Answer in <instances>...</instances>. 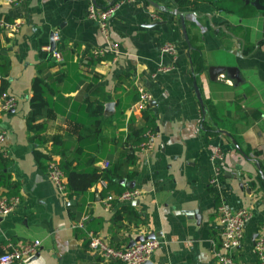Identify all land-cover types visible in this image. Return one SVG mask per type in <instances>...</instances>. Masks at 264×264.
Instances as JSON below:
<instances>
[{"label":"crops","instance_id":"crops-1","mask_svg":"<svg viewBox=\"0 0 264 264\" xmlns=\"http://www.w3.org/2000/svg\"><path fill=\"white\" fill-rule=\"evenodd\" d=\"M91 1L100 6L122 1L107 36L88 16ZM254 7L241 16L209 2L184 10L174 0H0V19L22 20L18 30L0 27V84L7 78L6 91L16 98L7 110L0 104V131H6L0 146V197H21L12 211L0 213V254L11 243L39 239L34 255L11 264H121L92 250L89 234L128 246L134 237L154 232L162 240L151 257L154 264H222L214 251L222 238L218 206L227 201L252 211L234 252L236 263L261 264L255 243L264 239V9ZM175 8L185 11L192 46L201 49L200 70ZM110 41L119 43L116 59L107 49L104 55L93 54ZM167 42L175 44V55L162 50ZM55 49L62 59L53 55ZM212 65L233 66L235 72L211 75ZM38 75L47 81L56 111L54 118L37 120L45 123L42 149H52L53 135L63 136V150L78 170H101L106 160L115 161L134 147L128 142L131 122L141 124L145 111L151 114L156 122L149 130L151 146H137L136 161L125 165L119 179L127 188L121 179L134 181L142 190L138 197L107 207L109 192L103 193L107 186L100 181L71 194L38 165L27 122ZM136 78L152 93L143 110L133 107ZM90 102L103 104L100 131L69 133V122L93 124ZM217 147L225 150L221 162L213 157ZM52 156L61 159V153ZM91 156L95 161L89 164ZM217 166L218 184L211 181ZM124 205L133 212L125 211L116 221Z\"/></svg>","mask_w":264,"mask_h":264},{"label":"built area","instance_id":"built-area-1","mask_svg":"<svg viewBox=\"0 0 264 264\" xmlns=\"http://www.w3.org/2000/svg\"><path fill=\"white\" fill-rule=\"evenodd\" d=\"M12 3H17L19 0H7ZM122 1L110 4L108 6H100L95 1H91L88 6V16L95 20L102 33L106 36L109 35V21L112 15L115 13ZM152 16L156 19H160L159 13H152ZM22 20L15 19L13 21L5 18L0 19V27L5 29L18 30L21 26ZM110 50L114 53V59L117 58L119 53V43L110 41L107 48L95 47L93 54L95 56L104 55L106 50ZM162 50L171 54H176L177 48L174 43L167 42L163 45ZM53 55L62 59V53L59 50H53ZM172 66H161L159 70L168 71ZM136 89L138 91V99L134 103L133 107L138 109H145L152 98V93L146 87V85L136 78ZM1 108L7 110L16 104V98L8 91L2 93ZM149 139L142 142L141 147L151 146L152 132L146 133ZM6 131H0V146L5 140ZM213 157L221 162L225 157V150L222 147H217ZM110 164L109 160L105 161V166ZM220 164V163H219ZM50 179L62 190L66 191L67 184L65 180V173L60 167L57 158H52L48 164L47 169ZM215 176L211 179L212 182L218 184L220 175V166H217L214 172ZM101 186L106 187L108 182L102 178L99 180ZM142 190L136 187L126 188L122 192L116 194L109 192L105 197V205L110 207L113 201L126 202L138 197ZM21 201L20 195L13 194L9 196L0 197V213H8L12 211ZM252 216V211L246 206H233L227 201H222L218 206V219L222 232V238L220 246L215 249L214 255L222 264H237L234 258L235 250L241 245L242 239L245 234L246 226ZM84 223L81 222L80 225ZM162 240L159 237H149L143 240H138L132 246H116L109 243L105 238L96 234L90 233L88 238L89 247L97 251L101 257L110 261H117L121 264H141L145 260L151 259L155 250L160 246ZM41 245L39 239L26 241L22 244H9L6 245L3 252L0 254L1 264H11L16 260L25 259L34 255ZM255 251L260 258L261 264H264V239L260 238L255 243Z\"/></svg>","mask_w":264,"mask_h":264},{"label":"trees","instance_id":"trees-1","mask_svg":"<svg viewBox=\"0 0 264 264\" xmlns=\"http://www.w3.org/2000/svg\"><path fill=\"white\" fill-rule=\"evenodd\" d=\"M175 3L181 9H190L195 8L201 2H209L217 10L225 11L227 13H235L241 16L246 15L249 12V9H254V5L246 0H174ZM264 4V0H260ZM242 28V27H241ZM194 44V43H193ZM191 56L193 63L197 70L204 68L203 57L201 54V49L197 45H193ZM5 74H8L4 72ZM9 81L7 78L3 77L0 84V94L8 89ZM48 83L40 75H38L33 81V94L30 98V112L27 119L28 126L32 131V140L35 141L37 146L34 149L35 159L38 165L41 168L48 169V164L53 158L54 153H61V159L59 160L60 167L65 173V180L67 188L70 193H81L87 190L92 185L96 184L100 179L104 178L107 180L108 185L103 190V193L111 192L112 189L116 191V194L122 192L127 187L122 185L119 182V179L126 174L124 169L127 164H134L136 161L135 150L142 142L147 139V131L153 130L156 127L155 120L151 117V114L148 111H145L144 121L141 124L131 122L129 126V140L132 144H135L134 147H131L129 150H124L121 152L118 159L111 161L110 164L99 170L97 167H92L87 170H78L74 164L73 159H70L67 154L64 152V137L55 134L51 137L52 140V149L43 150L42 146L47 141V138L44 135L45 123L37 122L41 117L45 119L54 118L56 116V111L48 96ZM88 108L91 111V114L94 116V122L92 125L83 127L80 122H69V133H78L79 136L89 135L94 131H100L102 124V114H103V104L102 103H93L90 102ZM81 150V149H79ZM95 161L94 156L88 157L86 162L93 163ZM135 171L127 175H133ZM14 193V192H11ZM121 213L115 215V220L120 221L125 211L133 212L130 205H124L120 209ZM137 215L136 212L133 215ZM134 215V216H135Z\"/></svg>","mask_w":264,"mask_h":264},{"label":"water","instance_id":"water-1","mask_svg":"<svg viewBox=\"0 0 264 264\" xmlns=\"http://www.w3.org/2000/svg\"><path fill=\"white\" fill-rule=\"evenodd\" d=\"M246 1L250 2V0H246ZM251 3L254 6H256L257 8H259V9H264V4L261 3L260 0H252ZM173 12L180 16L182 31H183L184 37H185V39L187 41V44H188L189 48L191 49L193 46H192L191 40L189 38L188 31H187V24H186V19H185V11H183V10H181L179 8H175L173 10ZM51 46H52V49L55 48V44H52ZM225 69H228L232 73L235 72V67H233V66H227V65H212V66H210L211 75H214L217 72H222ZM195 88H196L199 100L201 102H203L202 97H201V91H200L199 86L197 85L196 81H195ZM111 104L112 103L109 102V103H107V106H110ZM121 182L128 184V186L130 188L134 187V185H135L134 181L126 182V180L124 178L121 179ZM149 237H155V233L151 232V233L146 234V235L145 234H140V235L134 237V239H132L130 241V243L128 244V247H130L133 244H135L138 240H143V239H146V238H149ZM141 264H154V262L151 259H148V260H145L144 262H142Z\"/></svg>","mask_w":264,"mask_h":264}]
</instances>
